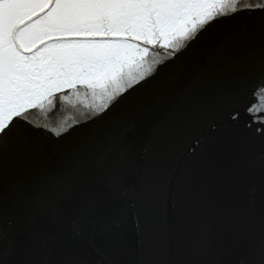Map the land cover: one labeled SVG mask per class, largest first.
<instances>
[{
  "label": "water",
  "instance_id": "1",
  "mask_svg": "<svg viewBox=\"0 0 264 264\" xmlns=\"http://www.w3.org/2000/svg\"><path fill=\"white\" fill-rule=\"evenodd\" d=\"M197 28L107 114L99 90H68V135L0 158V264H264V125L247 114L264 28L256 14Z\"/></svg>",
  "mask_w": 264,
  "mask_h": 264
},
{
  "label": "snow or ice",
  "instance_id": "2",
  "mask_svg": "<svg viewBox=\"0 0 264 264\" xmlns=\"http://www.w3.org/2000/svg\"><path fill=\"white\" fill-rule=\"evenodd\" d=\"M229 14H256L264 28V0H0V158L32 136H67L68 90H99L107 114L178 58L197 22ZM253 98L247 114L264 125V85ZM97 118L90 112L73 123ZM43 148L34 143L32 154ZM7 180L0 171V214ZM23 187L18 178L16 190ZM48 205L58 210L55 200Z\"/></svg>",
  "mask_w": 264,
  "mask_h": 264
},
{
  "label": "flooded vegetation",
  "instance_id": "3",
  "mask_svg": "<svg viewBox=\"0 0 264 264\" xmlns=\"http://www.w3.org/2000/svg\"><path fill=\"white\" fill-rule=\"evenodd\" d=\"M43 1H45V0H37V2H43Z\"/></svg>",
  "mask_w": 264,
  "mask_h": 264
}]
</instances>
